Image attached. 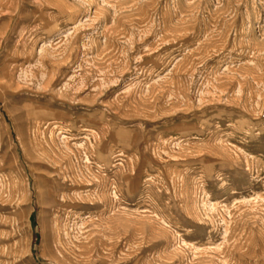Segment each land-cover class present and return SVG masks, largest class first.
<instances>
[{
    "label": "rangeland",
    "instance_id": "rangeland-1",
    "mask_svg": "<svg viewBox=\"0 0 264 264\" xmlns=\"http://www.w3.org/2000/svg\"><path fill=\"white\" fill-rule=\"evenodd\" d=\"M0 264H264V0H0Z\"/></svg>",
    "mask_w": 264,
    "mask_h": 264
}]
</instances>
